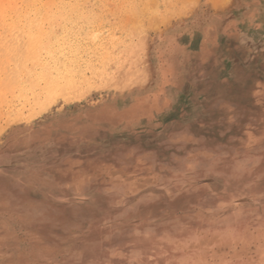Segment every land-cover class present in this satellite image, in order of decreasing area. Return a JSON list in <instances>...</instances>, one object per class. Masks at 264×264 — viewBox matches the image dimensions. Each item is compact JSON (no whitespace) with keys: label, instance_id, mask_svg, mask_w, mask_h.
Segmentation results:
<instances>
[{"label":"rangeland","instance_id":"rangeland-1","mask_svg":"<svg viewBox=\"0 0 264 264\" xmlns=\"http://www.w3.org/2000/svg\"><path fill=\"white\" fill-rule=\"evenodd\" d=\"M75 2L0 24V263L252 264L264 0Z\"/></svg>","mask_w":264,"mask_h":264},{"label":"bare ground","instance_id":"bare-ground-1","mask_svg":"<svg viewBox=\"0 0 264 264\" xmlns=\"http://www.w3.org/2000/svg\"><path fill=\"white\" fill-rule=\"evenodd\" d=\"M75 3H77L75 2V0H0V24H6L9 22L16 23L23 21L35 22L44 19L54 20L56 19V12L54 11L55 8L59 6L72 7L74 6ZM144 73L145 72L143 71V74ZM140 75L143 77L142 74ZM142 101L143 100L141 99L139 103H135L132 106H126L125 108H122L120 111L122 112L123 117L120 116V118H118V124L125 125L127 122L131 120L133 121L136 120V117H138V113L136 111L139 109L140 103ZM151 107H153V103L151 104ZM151 107L149 108L144 107V109L141 110L139 113L140 114L146 113L145 112L146 109L152 110ZM101 108L102 111L107 110V112L110 109L106 105L101 106ZM251 242L252 241H249V239H246L245 243H239L238 241L231 243L228 241L223 245L229 249H232V251L235 253L248 256L252 264H264V243H260V242L251 243ZM213 258H214L213 259L214 264H216L218 262L216 260L218 259H216L215 254L213 255ZM195 264H205V263L202 257H198Z\"/></svg>","mask_w":264,"mask_h":264}]
</instances>
